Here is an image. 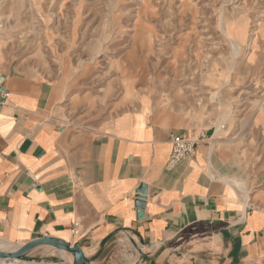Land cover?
<instances>
[{"label":"crops","instance_id":"obj_1","mask_svg":"<svg viewBox=\"0 0 264 264\" xmlns=\"http://www.w3.org/2000/svg\"><path fill=\"white\" fill-rule=\"evenodd\" d=\"M17 80L0 72L2 249L56 236L94 256L108 238L89 264H264V182L230 142L207 131L169 167L170 133L197 138L203 129L150 118L148 98L108 129L70 128ZM28 255L74 260L49 245Z\"/></svg>","mask_w":264,"mask_h":264},{"label":"rangeland","instance_id":"obj_2","mask_svg":"<svg viewBox=\"0 0 264 264\" xmlns=\"http://www.w3.org/2000/svg\"><path fill=\"white\" fill-rule=\"evenodd\" d=\"M0 72L89 132L148 98L150 118L216 132L264 182V0H0Z\"/></svg>","mask_w":264,"mask_h":264},{"label":"water","instance_id":"obj_3","mask_svg":"<svg viewBox=\"0 0 264 264\" xmlns=\"http://www.w3.org/2000/svg\"><path fill=\"white\" fill-rule=\"evenodd\" d=\"M107 240L108 238L103 240L100 244L99 251L94 256L90 257L87 256L84 249L79 244H71L56 236H42L13 249L0 248V264L10 260L19 262L25 261L28 253L39 245H49L73 254L74 260L72 264H89L98 258Z\"/></svg>","mask_w":264,"mask_h":264},{"label":"built area","instance_id":"obj_4","mask_svg":"<svg viewBox=\"0 0 264 264\" xmlns=\"http://www.w3.org/2000/svg\"><path fill=\"white\" fill-rule=\"evenodd\" d=\"M206 131H202L197 138L186 137L177 132L170 133V139L172 142L171 155L168 161V166L173 167L182 160L190 157L196 149L198 142L206 139Z\"/></svg>","mask_w":264,"mask_h":264},{"label":"bare ground","instance_id":"obj_5","mask_svg":"<svg viewBox=\"0 0 264 264\" xmlns=\"http://www.w3.org/2000/svg\"><path fill=\"white\" fill-rule=\"evenodd\" d=\"M229 28V27H228ZM224 32H225V34L227 35V36H229L230 37V39H231V41L234 43V47H235V52H236V54H239L240 53V49H241V44H240V42L239 41H237V40H235V39H232V35H231V31L230 30H228V29H225L224 28ZM218 95V94H217ZM218 97V96H217ZM220 126V125H219ZM216 133V132H215ZM9 243V242H8ZM9 248V246L8 245H4V244H0V248ZM2 264H42V263H37V262H34V261H28V260H25V261H21V262H19V261H12V260H10V261H8V262H4V263H2Z\"/></svg>","mask_w":264,"mask_h":264}]
</instances>
